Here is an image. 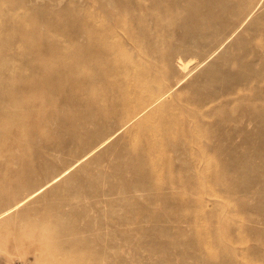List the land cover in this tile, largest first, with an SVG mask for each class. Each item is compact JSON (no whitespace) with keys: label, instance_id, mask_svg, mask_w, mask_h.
Returning a JSON list of instances; mask_svg holds the SVG:
<instances>
[{"label":"rangeland","instance_id":"obj_1","mask_svg":"<svg viewBox=\"0 0 264 264\" xmlns=\"http://www.w3.org/2000/svg\"><path fill=\"white\" fill-rule=\"evenodd\" d=\"M97 1L0 0V77L54 44L62 49L49 62L70 55L79 65L81 18L92 12L97 33L109 25ZM115 1L114 39L141 36L134 12ZM251 1L204 0L202 18L210 2L220 11L243 2L253 11L233 32L243 16L223 10L235 23L210 37L211 21L191 20L183 3L145 0L157 16L145 20V53L142 43L119 47L115 83L133 101L142 90H171L127 124L100 123L96 93L57 84L3 93L10 86L0 79V212L26 199L0 219V264H76L80 246L70 248V238L91 241L101 264H264V0L255 8ZM163 6L177 16L165 20ZM208 36L210 45L196 48ZM178 46L201 60L219 47L182 79L177 53L168 59ZM113 85L101 80L105 97L117 94ZM209 91L212 102L197 114L182 108ZM27 95L36 104L22 102ZM128 229L129 254L112 246L124 244Z\"/></svg>","mask_w":264,"mask_h":264},{"label":"bare ground","instance_id":"obj_2","mask_svg":"<svg viewBox=\"0 0 264 264\" xmlns=\"http://www.w3.org/2000/svg\"><path fill=\"white\" fill-rule=\"evenodd\" d=\"M170 1H171V4L176 5V7L178 5H180V3H183L186 10L188 11L189 18L191 20L202 18L200 15V7L203 4L204 0H170ZM261 1L262 0H253L250 2V5L254 4L253 8H255L256 5H258ZM93 3H95V1ZM97 4L99 7V11L103 14V16L107 17L108 20H106V22L109 25L103 24L104 30L101 33H97V32H94L95 26H97V24H96L97 22L92 20V17H91L92 12L90 13L88 10V15L81 18L80 27H79V30H80L79 34L81 35L83 40H82V43L80 44V47H79V52H80L79 56L81 58L79 65L74 63V59L70 55L66 56L64 58V60H61L60 63L49 62V59H48L49 56L48 55L50 54V52H53L56 49L61 50L62 49L61 46H57L54 44L53 46H50L47 48L45 47V49L35 48L31 52V57L35 58L36 62L32 63L28 60V61L24 62L21 66L5 72L3 74V76L0 77V79H2V83L6 84L7 88H8V86H10V90L9 89L3 90V93L13 92L14 90H16L20 93L31 92L33 90V88H47L53 84H57L60 86H65V85L69 86L71 89V93L79 91L80 95H88L90 92H92L94 94L96 93L100 97L99 99L94 101L96 108H98V111L101 113L100 120H99L100 123L108 122V119H110L111 117H116L119 120L125 119L126 122L124 124H127L128 122L130 123V121L134 117H136L137 115L139 116V114H142L148 108L153 107L155 104L159 103L161 101V98L166 94V92L171 90V87L169 89H167L165 91V93L161 94L160 96L154 95L152 93V91H147L146 94H145V90L136 92L137 96L135 97V99L133 101V100H131V99H129L123 95L124 94L123 93V88H124L123 82L120 83L119 84L120 86L118 87L117 86L118 84L116 85L115 82L117 81V83H119L121 81L114 79V77H117L116 75L121 73V70H122V66H121L120 62L116 59V51L118 50V48L125 45L126 43H129L131 45H136V44L138 45V43H142V46L144 48V53H145V20H147L148 16H150L152 19L155 20L157 18V16L148 13V7H150V5L148 3H145V0H123L122 2L120 1V6L121 5L125 6L134 12L133 20L136 23V26L142 32L141 36L136 35L137 36L136 38H133V39H131V41L127 42L126 41L127 37H126V39H122L121 37L119 38V40L114 39V36L117 34L119 27H121V25L118 24V22L116 21V17H117L116 12L118 10V6H117L116 1L111 0V2H109L107 0H98ZM180 6L182 9L184 8L182 5H180ZM89 7H92V6L89 5ZM214 7H215V5L210 2V4H208L205 7L204 13L202 12L204 14L202 19H204V20L209 19L211 21L210 37L215 36L217 29L218 30L222 29L224 31L229 24L235 23L234 19L231 21L230 19L226 18V16L223 13L224 12L223 10L230 11L232 13L233 18L236 16H239V17L241 15L243 16L242 19H240V24L237 25V27L233 30V32H235L241 26V24L249 17V15L252 11V10L251 11L249 10L247 12L248 7L243 2H235V4L233 6L231 5L228 8H225V6H224L222 11H220L216 8V7H219V4L216 5L215 8ZM163 8L165 11V15H163L165 20H167V18H168L167 16H173V17L177 16L176 12H171L170 9H167L165 6H163ZM201 11H202V9H201ZM83 13H84V11H83ZM161 17H162V15L160 16V18ZM188 22H191V21H188ZM188 22H185V24ZM76 34H78V33H76ZM210 37L209 36L204 37L203 40H202V38H199L198 40H196L197 41L196 42V48L203 49V48L207 47L208 45H210V43L212 42L209 39ZM110 38H112V39H110ZM223 43H224V41H222L220 43V45H222ZM218 47L212 48L210 50V51L213 50L211 53H209L210 51H208L209 54L207 56H205L204 59L201 60V59L197 58L196 54H194V53H192V56L190 54L189 57H185V55H187V53H188V50L184 47L178 46L175 48H171V50H169V55H168L169 58L168 59L171 60L173 58V56L177 53V55H176L177 56V60H176L177 61V67L184 74V76L182 77V79H184V77H186L195 68L197 69L199 66L201 67V65L203 63H205L206 60H208V58L217 50ZM67 49H71L70 46H67ZM104 59L107 61L109 66H107L105 63L103 65ZM79 67H80V69H79ZM207 69H209V68H206L205 70H207ZM170 72H171V70L169 71V73ZM182 73H180V74H182ZM40 76H42V77H40ZM104 77L109 78L110 81L114 82L113 92H117V94L112 95V96L108 95V97H105L102 90L100 89L101 80ZM33 79H35L34 83L31 81ZM182 79L178 80L176 85L177 84L179 85V83H180V81H182ZM159 82L160 81H158V84H159ZM213 95L214 94H212L210 91L205 92V94L200 93L198 101H195V100L194 101H187V105L185 104L182 108L191 114H197V112L200 110V108L207 106L210 104V102H212ZM85 97H87L86 98L87 104L85 106H88L89 96H85ZM22 102H28V103L36 104V102L34 101V97L32 95H27L25 97L23 96ZM108 102H111L113 105H112V109L109 108L106 111V110H104V108ZM91 103H93V102H90V104ZM132 112H134L136 114L131 116L130 114ZM129 115L131 117H129ZM88 117H89V113L85 119V121H87L89 123L92 118L89 119ZM174 117H175V114L172 113L169 116V120L168 119L165 120L166 123L171 122V120H173ZM251 120H253V119H251ZM97 122H98V120H97ZM250 122H252V121H250ZM151 151H152V149L148 148L147 150H145V154H147V153L149 154V153H151ZM84 171H85V168H84ZM86 172H87V170H86ZM63 174H64V172H63ZM75 186H77V185H75ZM69 188H71V187H69ZM75 194H76V192H75ZM30 195L31 194L28 195L29 198H30ZM70 195L72 196V194H70ZM24 199L25 198L21 199L20 201L12 204L11 206L6 208L5 210L1 211L0 212V219L2 217H4L6 214L12 213L11 208H13L15 206H16V208L19 207L22 204L21 201ZM79 199H78V201H79ZM16 208H14V209H16ZM20 212L22 213V211H20ZM17 214H19V213L17 212ZM11 218H13V217H11ZM23 220H24V218L22 219V221ZM132 223L131 222H126V223L122 222L121 225L128 226ZM35 225H36V227H42L43 226L42 223H36ZM125 231H127V232L125 233V235H123L124 240L122 242H124V241L126 242V240L129 239L128 238L129 233L132 236V233L129 231V229L125 230ZM56 236L60 238L62 236V234L57 233ZM59 238H57L58 240L56 242L60 241ZM128 241L129 240H127V242ZM115 242H113V245H112L113 248H117L116 250H119L120 252L121 251L124 252V250L127 249L126 252L127 253L129 252L127 242L126 243L124 242V244L122 243V245H116ZM66 243L69 244L70 248H73V247L76 248V247L80 246L79 247L80 252L78 253V256L75 257L74 263H76V264H101V263H98V257H99L98 253L99 252L97 249H93V246H95V245L92 244L91 241L89 242L86 239L80 240L77 238H70L66 241ZM119 243H121V242L119 241ZM130 249L132 251L133 247ZM120 252H118V253H120ZM120 254H122V253H120ZM123 256H124V254H123Z\"/></svg>","mask_w":264,"mask_h":264}]
</instances>
